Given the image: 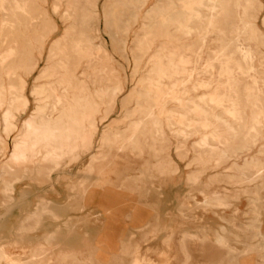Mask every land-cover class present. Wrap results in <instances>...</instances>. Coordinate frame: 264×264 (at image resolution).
Instances as JSON below:
<instances>
[{
    "label": "bare ground",
    "instance_id": "6f19581e",
    "mask_svg": "<svg viewBox=\"0 0 264 264\" xmlns=\"http://www.w3.org/2000/svg\"><path fill=\"white\" fill-rule=\"evenodd\" d=\"M41 1L43 4L46 3V0ZM165 1V10H161L160 8L156 10L151 8L150 10L148 9L146 14L147 20L151 19L157 30H159L158 28L160 25H165V27L174 25L176 33H181L187 37H192L194 35L200 36V41H196V44H198V48H202V52L194 62L190 56V52L174 53L166 50V48L160 56L167 59V66H165V62V64L161 62V57L156 58L155 61L153 60L156 68H153L151 71L154 72L156 76L147 82L146 85L150 90H155L154 97L156 105L154 107L151 105L148 106L146 102L145 105L148 107L139 108L136 113L137 117L129 120L124 130L113 131L102 129L99 134L98 123L111 112L117 101L116 97L122 90V86L120 82H115V85H111V83L107 82L109 78L108 74L112 70L109 65L103 64V61H105L103 57H106L107 54L100 45L96 48L94 46L95 43L93 44V40L97 38V35H95V27L91 24L94 14L92 7L94 6L95 0H91L90 2H88V0H70V2L67 3L69 10L66 16L70 23L64 33L54 40L48 48L45 45V38L56 27V23L53 19L56 11L53 17L49 16L43 8L44 5L38 4L36 0H0V7L2 9L14 13L17 12L21 15L19 17H23L19 19L18 16L11 17L8 15L6 20L3 18L5 24L3 28L1 27L2 30L0 32L2 36L7 30H14L12 36H8L11 44L10 47L8 46L9 53L6 56L0 57V127L2 126L4 130L8 129L13 124L17 114L28 109L31 103L26 95L28 77L37 69V61L41 55L44 53L46 56V63L41 74L34 78L35 84L31 92L34 105L30 115L21 123L22 131L19 133L17 139L14 140L12 149L10 148L11 150L6 153L5 159L3 158L4 160H1L0 206L14 201L13 192L16 183L19 181L26 177H33L36 181L46 182L51 178L52 170L54 168V170H56V167L60 166V162L64 158L76 160L79 158L81 152L90 150V157L87 165L85 164L84 175L81 177L78 176L77 182L74 185L72 184V187L78 188V190L74 191L73 189V192L68 196L69 199L79 197L82 202V196L88 192L91 186L107 187L118 191L124 189L128 193L126 194L130 196L140 183L147 182L151 177H154L155 174L165 176L168 170H175L177 166L174 167L170 162L172 158L169 159L168 147L171 143L169 144L170 140L163 127L162 115L164 114L163 108L168 105L167 103L170 104V97L173 96H170L171 93L176 90L182 93L181 101H188L191 99L190 93L193 91L196 92V89H203L204 92L202 91L203 93L198 96L199 101H193L194 105L202 108L205 113V115L198 119L201 127H207L206 123L208 120L213 119L221 122L225 130L223 133H218V131H211L209 134L204 133L202 139H200L201 142L198 145L203 146V144H206L207 146L205 147L211 149V151H207L205 156L195 154L194 160H197L196 163L201 165L199 171L205 170L211 162L214 163L213 166L216 168L220 166L222 161L232 158L233 160L234 158L238 159L249 149V144L260 135V131L256 129V124H260L261 127H263L264 107H260L259 105V108L256 105V114L252 117L243 118V113H245V111H243L244 108L239 110L237 104L239 97H241L238 86L247 74L243 71L241 65L230 63V60L242 56L244 62H250L254 52L251 51L249 46L223 51L220 43L229 39L230 34L233 32L232 29L227 31L220 30L219 28L214 29L209 21L208 23L205 21L206 24L203 23V16L207 15L214 18L213 16L217 17L219 13L221 15V12L225 11V17L229 20L227 21L229 26L237 24L238 26L242 25L243 28L246 29L247 27L255 26L257 12L260 10L261 5L257 4V2L255 3L254 1L256 0H249V2L246 0L248 4L242 8L243 14L242 11L240 12V10H242L241 4L243 0ZM56 2L58 1L56 0ZM142 2L143 0H112L110 5H108L109 8L102 11L104 18H107L110 16V10L113 11L123 5L128 6L127 21L124 19V12L122 14L124 15V20H118V17H116V19L112 18L107 21V28H112L113 33L115 35L118 34V36L111 35L110 37L112 41L119 44L122 52L127 40L126 36L129 31L130 21L135 19L138 15L137 10ZM178 2H180L181 5H178ZM160 5L161 4H159V6ZM175 8L179 10V14L184 15L183 19L177 20L174 17L175 14L173 15V13H171ZM66 10L67 9H65V11ZM177 17L180 18L179 15ZM63 20L65 21V19ZM143 35H145V33ZM165 36L166 40L181 38L179 35L173 33L170 35L166 34ZM254 37L256 38L255 35ZM95 41L97 42V40ZM140 44L141 41H137V46ZM4 47L6 46L4 45ZM132 56L134 63L138 64L137 57L134 53H132ZM231 64H233V66ZM164 78L166 80H164ZM144 79L141 80L144 81ZM109 80L111 81V79ZM250 81H252V79ZM221 87L224 92L223 95L221 94L222 92H218ZM131 90L129 93L133 91L140 93L138 87H134ZM260 90L257 92H260ZM253 91L252 93H254ZM195 92L193 93L196 94ZM247 93L248 94L244 95V99L250 98L251 94H249V92ZM260 94L262 95L261 92ZM254 96H256V92ZM103 100H106L107 103L105 108L101 106ZM183 103L181 102V104ZM247 103L248 100L246 104ZM261 103L263 105V101ZM249 107L246 108V110L248 109V111H250ZM220 108H225V112L230 117L242 120V123L237 129L233 126L234 124L232 122L233 125L228 119L224 118L226 115L223 117L218 113L217 110ZM171 130H173V127ZM183 132L186 134L188 133L185 131ZM262 137L263 136H261V138ZM193 151L195 150L193 149ZM177 152L182 154L187 152L185 142L179 141ZM130 153L139 157L147 156L149 159L143 160L142 164L137 168L138 172L134 175L129 174L126 169L113 164V159L116 154L129 157L131 155ZM183 157H185V154ZM107 167L126 173L119 174L117 182L112 183L101 175ZM228 168L232 173L224 175L219 173L218 175L222 181L227 183L228 186H233V188L231 190L226 189L222 194L215 192L212 195L205 196L199 205L202 208H223L228 206L233 199L238 198V196L243 193L244 195H248V200L251 204V209L248 213L251 217H249V220L245 223H240L234 217H230L227 220L228 227H222L218 233H214L213 235L203 230L193 233L185 232L184 234L182 232L183 235L178 245L181 255L179 262L181 264H190L193 261L188 253V242L190 240L197 241L202 251L207 253L210 252L212 255H215V257L212 256L205 259L211 264H220V251L223 249L231 250L232 254H230V257L226 255L228 257L224 260L232 264H239V257L252 252H256L259 255V261H261V264H264L263 238L257 243L254 242L250 244L242 240L234 239V242L236 241L240 243V245L242 244V247L238 251L236 250L237 248L230 245L229 238V234H233L232 228L245 236L250 235L255 237L259 234L258 209H260L259 205H262L261 199L263 198L260 195V190L264 187V159H255L252 161L245 160L242 167L232 161L231 166ZM192 171L198 172L196 169ZM190 173L189 171V174ZM191 175L187 177L189 181H192ZM192 176H194V174ZM194 178V180H196L197 177ZM258 179L260 180V184L256 185L254 189L248 186L244 188L241 187L242 182ZM29 211V213L27 211V214H24L26 216L17 226L16 232L25 233L39 227L42 218H47L50 221L57 220L60 217V212L56 208V205L43 196H37L36 208L33 211ZM179 211L181 215L188 216V212L185 213L184 209H179ZM189 214L191 215V213ZM89 218H86V226L90 222ZM95 224L97 223L94 222L92 225ZM74 225L75 223L72 221L65 223V227L68 231H72ZM151 225L153 224H146L141 229L142 232H150ZM58 231L59 225H56V228L51 234L46 235L34 245V248L30 252V256L33 260L37 261L38 264H63L68 260L74 263L78 261V243L74 248H69L67 246L62 247L55 240V235H57L56 233ZM103 231L104 228L99 227L96 229L95 233L98 234ZM86 232H88L87 229L84 230V233ZM124 233L125 231L121 230L117 234L122 235ZM249 239L250 238H248V240ZM126 245L128 246V244ZM96 247L97 246H95V248ZM98 248H96V250ZM99 250H101V248ZM2 260H5L6 264H13L4 254L3 246L0 245V261ZM94 261L95 256H92L90 261H86V264H94ZM129 264L153 263L147 258L140 260L134 258Z\"/></svg>",
    "mask_w": 264,
    "mask_h": 264
},
{
    "label": "rangeland",
    "instance_id": "374dc122",
    "mask_svg": "<svg viewBox=\"0 0 264 264\" xmlns=\"http://www.w3.org/2000/svg\"><path fill=\"white\" fill-rule=\"evenodd\" d=\"M36 1L38 4H41L42 6L44 5L43 8L46 10L49 16L53 17L55 11L57 13H55V16L53 17L56 27L45 38V45L48 48V46L54 40L64 33L65 29L70 23L66 16L69 10L67 3L70 2V0H57L58 2H56V0H46V3L44 4L41 0ZM90 1L91 0H88V2ZM111 1L112 0H95L93 4L94 6L92 9L95 15L93 14L92 16L91 24H93V27H95V35H97V38L93 40V44H96H94L96 48L100 45L107 54L106 57H103V60H105L103 61V64L109 65L112 69L108 74L109 78L107 82L111 83V85H115L116 83L120 82L122 90L117 95V101L111 112H109L107 117L99 121V134L101 133L102 129L113 131L124 130L128 124V121L137 117L136 113L139 108H143L145 106L148 107L150 105L154 107L156 105L154 97L155 90H150L146 87V85L147 82L156 76L155 73L151 71L153 68H156L154 61L156 58L161 57L160 55L165 51L166 48V50L174 53L190 52V56L194 62L202 52V48H198V44H196V41H200V36L194 35L192 37H187L181 33H176L174 25L166 27L165 25H160V27L156 26L159 27V30H157V28H155L154 22L151 19L147 20L146 14L148 9L150 10L151 8L156 10L160 8L161 10H165V0H143V5L140 4L137 10L138 15L135 19L130 21L129 31L127 32L126 36L127 40L124 44V49L122 52L119 44L112 41L110 37L111 35L118 36V34L115 35L112 28H107V21L111 20L112 18L116 19V17H118V20L125 19V21H127L129 9L127 8V5L120 6L113 11L110 10V16L104 18L102 11L109 8L108 5H110ZM247 1L249 2V0ZM247 1L243 0L241 9L243 6L248 4ZM254 2L260 4L261 8L257 12L255 26H250L246 29H244L242 25L238 26L237 24H234L235 26L237 25L236 27L233 24L229 26L227 23L229 20L225 17V11L221 12V15L220 13L219 15L217 14L218 18L216 16H213L214 18L207 15L203 16V23L206 24V22L208 23L209 21V23L213 25L214 29L219 28L220 30L226 31L232 29L233 32L230 34L229 39L220 43L223 51L232 50L233 48L236 49L237 47L243 48L245 46H249L251 51L254 52V55L251 58L252 62H244L242 56H238L236 59L230 60V63L241 65V68L247 74V76L238 86L241 97H239V102L237 101V104L239 110L243 108L245 109H243V111H245V113H243V118H248L250 116L252 117L254 114H256L255 110H257V106L259 107L260 105V107H264V25H262L264 24V0H256ZM158 3L161 4L162 7L161 5L159 6ZM178 5H181V3L178 2ZM63 8L67 10L65 11ZM241 11L243 13V9L240 10V12ZM123 12L126 18L124 15H122ZM171 13H173V15L175 14L174 17L177 20L184 18V15L179 14V10L177 8L173 9ZM8 15L11 17L18 16L19 19L23 18L19 17L21 15L17 12L14 13L6 11L0 7V32L4 27L5 20L8 18ZM176 15H179L180 18H178ZM3 18H5V20H3ZM63 19H65V21ZM7 31L5 34H3L4 36L0 35V44H3L2 46L0 45V57L6 56L9 53L8 51L11 44L9 41L10 38L8 36L10 35L11 37L14 30L12 29ZM146 31H149L150 33ZM144 33L145 35H143ZM163 33L165 35H170L172 33L177 34L181 38L166 40V36ZM149 34L153 36L151 37ZM95 40H97V42ZM137 41H141L139 46H137ZM4 45L6 47H4ZM132 53H134L137 57L138 64L134 63ZM161 62L165 64L167 59L161 57ZM45 63L46 56L43 53L37 61V69L28 77L26 95L31 102L28 109L17 114L13 124L8 129L4 130L2 126L0 127V164L2 163L1 160L5 159L6 153L12 149L14 140L17 139L19 133L22 131L21 123H23L24 119L30 115L34 105V99L31 93L33 85L35 84L34 78L41 74ZM233 64L231 65L233 66ZM165 66H167V63ZM134 69L137 70L135 71ZM109 79H111V81ZM141 79H144V81ZM251 79L254 83L250 81ZM164 80L166 79L164 78ZM134 87H138L140 93H136L134 91L129 93V91ZM222 90L223 89L221 87L218 92H222L221 94L223 95L224 92ZM259 90L262 95L260 92H257ZM202 91L204 92L203 89H196V92L193 91L196 94L192 92L193 96L192 93H190L191 99L188 101H181L182 93L179 90L171 93L170 96H173H169L170 104L167 103L168 105L163 108L164 114L162 115V118L164 130L167 132L166 134L170 140L169 144L171 143L170 145L168 144L169 159L172 158L170 162L174 167L177 166V168L175 167V170H168L165 176H159L155 174L154 177H151L147 182L142 184L140 183V185H138V187L130 196L127 195L128 193L124 189L118 191L116 189H110L107 187L91 186L89 187L88 192L82 196L83 203L80 201L79 197L74 199L68 198L69 194L73 192V189L74 191L78 190V188H73L72 184L74 185L77 182L76 180L84 175V168L89 161L91 150L81 152L79 158L76 160L64 158L60 162V166H58L59 168L56 167V170H54L55 168L52 170V175L49 179L50 181L48 180L49 182H39L33 177H26L25 179L16 183L13 192L14 201L11 203L2 204L0 206V245L3 246V252L7 258L11 260L13 264H38L37 261L31 258V250L38 241H40L46 235L51 234L56 228V225H59V231L56 233L57 235H55L56 242H58L62 247L67 246L69 248H74V246L78 243L79 247L78 261L74 263L68 260L63 264H86V261H90L92 256H95L94 264H129V262H131L134 258L138 260L147 258L151 260L153 264H181L179 262L181 255L178 245L182 235L185 232L193 233L203 230L213 235L214 233H218L222 227H228L227 220L230 217H234L240 223L247 222L249 217H251V215L248 213L251 209V204L249 203L248 195L246 194H240L238 198L233 199L228 206L223 208H202L199 204L202 202L205 196L212 195L215 192L222 194L226 189L231 190L233 188V186H228L227 183L222 181L218 175L219 173H222V175L232 173V171L228 168L231 166L232 161L236 162L238 165H240V167H242L245 160L252 161L255 159H264V124L263 127H261L260 124H256V129L260 131V135L249 144V149L243 153L241 157L238 159L234 158V160L232 158L222 161L220 166L216 168L213 166L214 163L211 162V166L209 164L210 167L208 166L205 168V170L199 171L201 169V165L196 163L197 160H194L195 154L205 156L207 151H211V149H207V147H205L207 146L206 144H203V146L198 145L201 142L200 139H202L204 133L209 134L211 131L223 133L225 131L221 122L213 119L208 120L206 123L207 127H201L198 119L205 115V113L202 108L194 105L193 101L198 100V96L203 93ZM252 91L254 93H252ZM247 92L251 94L250 98L244 99V95L248 94ZM255 92L256 96H254ZM242 96L244 100L242 99ZM247 100L248 103L246 104ZM262 101L263 105L261 103ZM146 102L148 106L145 105ZM181 102H184V105L181 104ZM101 106L102 108L107 106L106 100H103ZM248 107L250 111H248V109L246 110ZM217 111L223 117L226 115L224 118L228 119L230 123L232 122L234 125L232 123L231 124L236 127V129L242 123V120L230 117L225 112V108H220ZM172 127L173 130H171ZM183 131L188 133L186 134ZM261 136L263 137L261 138ZM179 141L185 142L186 144L187 152L184 153L185 157H183L184 154L177 152ZM193 149L195 151H193ZM130 154L131 155L129 157H123L121 154H116L113 159V164L126 169L129 174L134 175L138 172L137 168L142 164L143 160L149 159L147 156L139 157L133 153ZM195 169L198 170L199 174L197 171H192ZM189 171L191 172L190 174ZM124 173L126 172L118 171L117 169H109L107 167L104 169L101 175H103L109 182L116 183L119 174ZM191 174H194V176ZM189 175H191L192 181H189L187 178ZM194 177H197L196 180H194ZM242 183V188L248 186L251 189H254L256 185L260 184V180H252ZM260 195L263 198L261 199L262 205L260 204V209H258L259 234L255 237L248 235V237L240 234L236 229H231L233 234H229L230 245L237 248V251L240 250L242 244L240 245V243H237L236 241L234 242V239L242 240L243 242L249 244L254 242L257 243L261 241L262 238L264 239V187L261 188ZM37 196H43L53 202L60 212V217L57 220L50 221L47 218H42L40 220V222H42L39 224V227L25 233L16 232L17 226L26 216L24 214H27V211L29 213V210L33 211L36 208ZM179 209H184L185 213L188 212V216L186 217L181 215ZM189 213H191V215ZM86 218L90 219H88L90 222L87 224V226ZM68 221L75 223L72 231H68L65 227V223ZM94 222L97 224L92 225ZM148 223L153 224L151 225L150 232L143 233L141 229ZM99 227L104 228V231L96 234V229ZM86 229L88 232L84 233V230ZM121 230H124L125 233L122 235L117 234ZM141 237H144L143 240ZM248 238L250 239L248 240ZM197 243V241L192 240L188 242V253L191 257V260H193L190 264H211L205 259H208L212 256L215 257V255H212L210 252L207 253L202 251L200 249V245ZM126 244H128V246ZM95 246H97V250ZM100 248L101 250H99ZM228 250L223 249L220 251V264H232L224 260L228 257L226 255H229L230 257V254H232L231 250ZM239 262V264H261V261H259V255L256 252L239 257ZM0 264H6L5 260L0 261Z\"/></svg>",
    "mask_w": 264,
    "mask_h": 264
}]
</instances>
